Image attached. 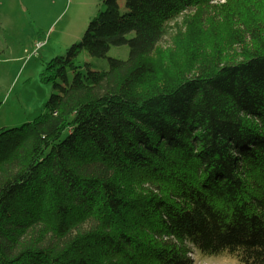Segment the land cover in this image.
<instances>
[{"label": "trees", "instance_id": "1", "mask_svg": "<svg viewBox=\"0 0 264 264\" xmlns=\"http://www.w3.org/2000/svg\"><path fill=\"white\" fill-rule=\"evenodd\" d=\"M227 1L134 0L94 35L126 58L0 128V264H192V250L264 264V0H246L247 23ZM180 14L234 23L239 48H194L172 71L154 53Z\"/></svg>", "mask_w": 264, "mask_h": 264}, {"label": "rangeland", "instance_id": "2", "mask_svg": "<svg viewBox=\"0 0 264 264\" xmlns=\"http://www.w3.org/2000/svg\"><path fill=\"white\" fill-rule=\"evenodd\" d=\"M80 1L67 6L63 17L44 40L29 21L19 0H0V49L4 50H0V127L5 125L6 128H13L33 120L47 110L51 99L77 83L80 74L84 79L91 78L97 70L108 67L110 57H127V45H114L110 42H106V48L98 52L94 46V35L105 22L120 23L123 13L134 9V0ZM227 2L230 3L228 12L226 10L228 15L231 8L235 12V2L238 4L236 17L245 23L254 21L253 15L250 19L247 16L246 0ZM226 12H220V17L224 18ZM203 17L201 25L197 22L188 28L176 24L182 19L181 14L176 16V20L166 21V32L157 44L154 56L171 64L176 62L175 69H171L175 72L188 66L194 48L199 54L201 51L212 50L220 43L224 50L233 46L239 48L238 44L229 45L233 42L234 23L223 19L211 23L207 16ZM42 39L43 45L36 47L37 41ZM73 43H81L74 61L76 68L68 64L59 75L45 81L42 73L47 62L55 56L65 55ZM208 53L211 55L212 51ZM189 255L192 264H243L227 253L211 257L200 256L192 250Z\"/></svg>", "mask_w": 264, "mask_h": 264}, {"label": "crops", "instance_id": "3", "mask_svg": "<svg viewBox=\"0 0 264 264\" xmlns=\"http://www.w3.org/2000/svg\"><path fill=\"white\" fill-rule=\"evenodd\" d=\"M29 21L37 28L40 36L45 37L55 28L64 15L68 5L81 3L80 0H19ZM42 39V41H44ZM2 50V49H0ZM4 51V50H2ZM5 125L1 126L4 127ZM0 127V128H1Z\"/></svg>", "mask_w": 264, "mask_h": 264}, {"label": "built area", "instance_id": "4", "mask_svg": "<svg viewBox=\"0 0 264 264\" xmlns=\"http://www.w3.org/2000/svg\"><path fill=\"white\" fill-rule=\"evenodd\" d=\"M41 45H43V41H42V40L37 41V43H36V47H39V46H41Z\"/></svg>", "mask_w": 264, "mask_h": 264}]
</instances>
